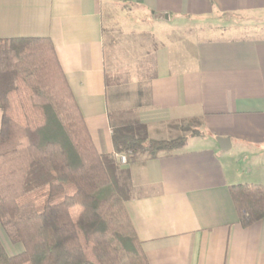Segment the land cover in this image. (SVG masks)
<instances>
[{"label": "crops", "instance_id": "crops-1", "mask_svg": "<svg viewBox=\"0 0 264 264\" xmlns=\"http://www.w3.org/2000/svg\"><path fill=\"white\" fill-rule=\"evenodd\" d=\"M111 7L188 35L194 21L264 18V0H0V41L53 44L97 153L114 157L130 187L125 210L148 263L264 264V219L243 228L229 194L234 185L264 186V37L180 40L154 25L150 35L165 42L153 45V76L126 91L131 108L123 109L122 88L107 75ZM135 123L152 140H169L186 124L201 136L171 156L122 165L112 129Z\"/></svg>", "mask_w": 264, "mask_h": 264}, {"label": "trees", "instance_id": "trees-1", "mask_svg": "<svg viewBox=\"0 0 264 264\" xmlns=\"http://www.w3.org/2000/svg\"><path fill=\"white\" fill-rule=\"evenodd\" d=\"M0 113V230L23 247L11 256L0 236V264H149L125 210L130 187L97 153L49 39L0 41ZM179 131L152 140L138 123L113 128L115 155L167 157L201 136ZM229 194L243 228L264 219V186Z\"/></svg>", "mask_w": 264, "mask_h": 264}, {"label": "rangeland", "instance_id": "rangeland-1", "mask_svg": "<svg viewBox=\"0 0 264 264\" xmlns=\"http://www.w3.org/2000/svg\"><path fill=\"white\" fill-rule=\"evenodd\" d=\"M107 13L110 19L109 25L107 24L106 28L113 34V37H108L111 45L109 47V58H107V73L122 88L119 102L123 101L122 106H120L123 109L131 108L129 103L126 104L129 106L125 105L126 99L124 98V94L126 91L128 93L135 92V85L137 83L148 81L153 76V45L160 46L161 42H165L164 38H154L150 35L149 31L155 30L154 25H158L157 27L165 31L168 37L180 40L188 38L181 36H188L190 34L197 39L218 38V36L239 38V36L258 35L259 37H264L261 29L264 25V18L257 19L248 15L228 16L210 22L194 21L186 25L190 29V32L186 35L187 30L170 33L169 28L173 26L172 24L159 23L153 25L151 22H146V19L143 18L145 14L140 10H134L130 14H122L119 8L111 7ZM130 29L136 31L130 33ZM132 100L133 98L130 97L129 101ZM180 136L181 133H176V135L172 134L164 139H175ZM80 213L81 208L79 207L73 208L70 212L73 220H77ZM0 236L5 247L11 251L13 245L1 230Z\"/></svg>", "mask_w": 264, "mask_h": 264}, {"label": "built area", "instance_id": "built-area-1", "mask_svg": "<svg viewBox=\"0 0 264 264\" xmlns=\"http://www.w3.org/2000/svg\"><path fill=\"white\" fill-rule=\"evenodd\" d=\"M116 159L119 161L120 164L124 165L126 164L127 160H126V156L123 154H118L115 155Z\"/></svg>", "mask_w": 264, "mask_h": 264}, {"label": "water", "instance_id": "water-1", "mask_svg": "<svg viewBox=\"0 0 264 264\" xmlns=\"http://www.w3.org/2000/svg\"><path fill=\"white\" fill-rule=\"evenodd\" d=\"M163 18L169 19V16L168 15H159L156 17V19H163ZM218 141L222 142V139H219Z\"/></svg>", "mask_w": 264, "mask_h": 264}]
</instances>
